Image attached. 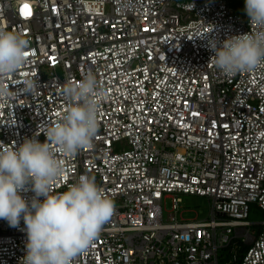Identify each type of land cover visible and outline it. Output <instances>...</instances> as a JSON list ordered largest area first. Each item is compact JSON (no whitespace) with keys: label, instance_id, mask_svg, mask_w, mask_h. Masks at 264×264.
<instances>
[{"label":"built area","instance_id":"built-area-1","mask_svg":"<svg viewBox=\"0 0 264 264\" xmlns=\"http://www.w3.org/2000/svg\"><path fill=\"white\" fill-rule=\"evenodd\" d=\"M0 27L29 41L0 102L5 147L45 140L66 82L91 71L106 93L91 147L58 154L54 192L88 175L115 204L74 264H264V68L226 77L209 46L248 33L247 15L228 0H0ZM181 195L206 198L207 219H185ZM26 242L22 219H0V264H20Z\"/></svg>","mask_w":264,"mask_h":264},{"label":"clouds","instance_id":"clouds-1","mask_svg":"<svg viewBox=\"0 0 264 264\" xmlns=\"http://www.w3.org/2000/svg\"><path fill=\"white\" fill-rule=\"evenodd\" d=\"M248 33L209 40L213 65L226 77L264 68V0H245ZM29 41L17 31L0 27V102L15 99L17 91L6 81L27 63ZM38 80L26 77L18 91L33 94ZM65 111L42 132L17 146L0 142V219L17 227L21 219L27 234L20 264H74L99 237L115 211L114 201L94 177L80 175L63 192L54 185L65 173L58 154L72 156L89 148L99 128L101 100L106 98L96 75L89 71L61 89ZM27 193H32L28 196Z\"/></svg>","mask_w":264,"mask_h":264},{"label":"rangeland","instance_id":"rangeland-1","mask_svg":"<svg viewBox=\"0 0 264 264\" xmlns=\"http://www.w3.org/2000/svg\"><path fill=\"white\" fill-rule=\"evenodd\" d=\"M237 12V11H236ZM182 198V211H183V217L185 219H198L200 221L206 220L210 213V205L208 203V200L203 197L198 196H189V195H181ZM170 201L167 202L166 209H170ZM263 220V214L262 212L256 207L252 206L250 215H249V221L251 223H254L253 229L254 230H260V226L257 225ZM221 264H224V261H222Z\"/></svg>","mask_w":264,"mask_h":264},{"label":"trees","instance_id":"trees-1","mask_svg":"<svg viewBox=\"0 0 264 264\" xmlns=\"http://www.w3.org/2000/svg\"><path fill=\"white\" fill-rule=\"evenodd\" d=\"M229 4L237 11V13L246 16L244 11L245 0H228Z\"/></svg>","mask_w":264,"mask_h":264}]
</instances>
